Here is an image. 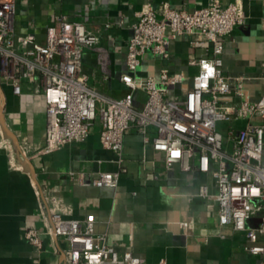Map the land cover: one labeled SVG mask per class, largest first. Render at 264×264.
I'll use <instances>...</instances> for the list:
<instances>
[{"label":"built area","instance_id":"1","mask_svg":"<svg viewBox=\"0 0 264 264\" xmlns=\"http://www.w3.org/2000/svg\"><path fill=\"white\" fill-rule=\"evenodd\" d=\"M247 25L248 15L237 3L222 6L212 0L192 12L168 3L149 5L137 13L132 25L125 71L119 77L127 93L117 98L95 88L83 70L84 52L92 50L98 53L100 81L112 77L98 33L83 22L58 16L46 28L45 42H39L34 32L18 33L15 1L0 0V102L4 87L20 95L28 83L45 103L44 144L25 143L24 157L83 142L99 121L100 145L114 153L119 170L70 173V179L84 186L117 189L126 172L124 138L135 130L145 146L163 157L167 171L197 170L207 176L210 183L193 197L212 201L220 227L243 234V250L261 258L256 264H264V94L252 100L247 89L252 77L223 68L225 38ZM181 37H188L193 49L206 52L188 60L197 72L164 67L156 75L146 74V56L169 59L171 43ZM138 91L146 96L142 108L135 105ZM210 186L216 192H209ZM47 211L45 229L26 227L25 239L40 251L45 239L54 242L60 264H144L131 249L109 245L107 234L96 231L93 214L76 219L49 206Z\"/></svg>","mask_w":264,"mask_h":264},{"label":"crops","instance_id":"2","mask_svg":"<svg viewBox=\"0 0 264 264\" xmlns=\"http://www.w3.org/2000/svg\"><path fill=\"white\" fill-rule=\"evenodd\" d=\"M19 34L34 32L45 42L46 28L58 16L85 23L101 37V45L110 60L112 77L102 76L98 53L84 52L83 70L91 84L113 97H123L127 89L120 74L125 71L126 45L133 34L137 13L149 5L157 8L168 3L190 12L207 7L212 0H14ZM222 6L237 3L248 15L247 27L240 26L225 38L224 70L252 77L247 86L252 100L264 94V0H219ZM107 24H111L110 28ZM170 58L146 56L143 69L156 75L166 67L171 72L198 68L189 59L204 56L203 49H193L188 37L171 43ZM100 77V78H99ZM0 124V264H60L56 244L45 239L40 251L25 239L26 227L43 231L48 206L71 218H96L95 229L107 234L108 244L129 248L144 264H256L261 258L246 253L243 234L219 225L212 201L193 197L206 175L195 170L183 173L178 168L167 171L163 157L145 146L135 130L126 132L123 143V167L117 189L92 187L71 181L70 173L96 175L100 171L116 172L117 157L99 142V121L83 142L36 157L25 158L21 146L44 144L45 103L24 83L17 95L4 87ZM146 99L135 93V105L142 108ZM154 132L150 130V135ZM209 192L216 189L209 187ZM51 197L57 198L56 202Z\"/></svg>","mask_w":264,"mask_h":264},{"label":"water","instance_id":"3","mask_svg":"<svg viewBox=\"0 0 264 264\" xmlns=\"http://www.w3.org/2000/svg\"><path fill=\"white\" fill-rule=\"evenodd\" d=\"M2 127H3V130H4L5 136H7L9 134V131L7 130V128L3 124H2Z\"/></svg>","mask_w":264,"mask_h":264},{"label":"rangeland","instance_id":"4","mask_svg":"<svg viewBox=\"0 0 264 264\" xmlns=\"http://www.w3.org/2000/svg\"><path fill=\"white\" fill-rule=\"evenodd\" d=\"M4 97H3V93H2V95H1V102H2V99H3ZM1 102H0V104H1Z\"/></svg>","mask_w":264,"mask_h":264},{"label":"bare ground","instance_id":"5","mask_svg":"<svg viewBox=\"0 0 264 264\" xmlns=\"http://www.w3.org/2000/svg\"><path fill=\"white\" fill-rule=\"evenodd\" d=\"M0 127L3 129L2 125L0 124Z\"/></svg>","mask_w":264,"mask_h":264}]
</instances>
